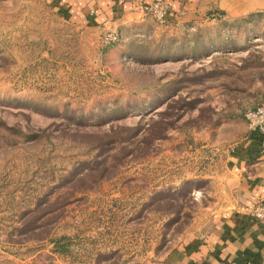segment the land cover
Instances as JSON below:
<instances>
[{
	"label": "rangeland",
	"instance_id": "rangeland-1",
	"mask_svg": "<svg viewBox=\"0 0 264 264\" xmlns=\"http://www.w3.org/2000/svg\"><path fill=\"white\" fill-rule=\"evenodd\" d=\"M261 103L264 0H182L164 24L0 0V264L211 255L222 214L264 204L227 182Z\"/></svg>",
	"mask_w": 264,
	"mask_h": 264
},
{
	"label": "crops",
	"instance_id": "crops-1",
	"mask_svg": "<svg viewBox=\"0 0 264 264\" xmlns=\"http://www.w3.org/2000/svg\"><path fill=\"white\" fill-rule=\"evenodd\" d=\"M68 16L77 21L102 24L107 20L143 18L149 14L137 8L136 0H56ZM155 0H146L151 3ZM174 9L182 0H168ZM171 10L170 17L172 15ZM227 182L234 194L245 203H264V140L259 130H248L230 150ZM210 248L212 254L203 253L205 243L197 251L200 259L194 264H264V221L256 220L237 210L225 212L217 219ZM227 226V229H226ZM208 253V251H205ZM217 252V254H214Z\"/></svg>",
	"mask_w": 264,
	"mask_h": 264
},
{
	"label": "built area",
	"instance_id": "built-area-1",
	"mask_svg": "<svg viewBox=\"0 0 264 264\" xmlns=\"http://www.w3.org/2000/svg\"><path fill=\"white\" fill-rule=\"evenodd\" d=\"M137 8L149 14L158 23L164 24L168 21L171 12V4L168 0H155L151 3H146V0H136ZM119 39L117 31H109L103 37L105 44H111ZM250 130H259L263 135L264 140V103L246 112ZM244 210L258 220L264 221V204H251L244 207ZM250 264V263H245Z\"/></svg>",
	"mask_w": 264,
	"mask_h": 264
}]
</instances>
